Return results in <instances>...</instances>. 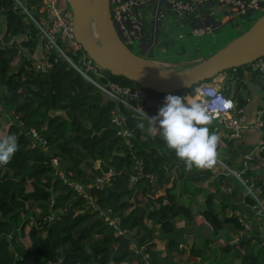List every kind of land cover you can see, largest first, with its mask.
<instances>
[{"label": "trees", "instance_id": "trees-1", "mask_svg": "<svg viewBox=\"0 0 264 264\" xmlns=\"http://www.w3.org/2000/svg\"><path fill=\"white\" fill-rule=\"evenodd\" d=\"M20 1L32 11L39 0ZM31 13L38 19L37 11ZM0 33V111L4 112H0V130L2 118H9L7 136L15 135L18 143L11 162L0 167V264H168L163 251L157 250L156 240L166 241L175 233L177 222L190 227L196 223L189 202L205 190L195 184L209 179L211 170L187 169L159 135L147 131L146 121L144 129L137 127L139 118L128 115L124 127L130 136L118 134L123 128L111 123L116 104L57 51L49 53L48 71L37 73L33 59L41 34L14 0H0ZM20 36L25 39L18 43ZM15 59L18 65L11 71ZM105 73L121 86L140 89L123 77ZM146 92L154 98L166 97ZM187 92L193 93V88ZM158 110L145 108L150 117ZM208 127L212 133L214 127ZM219 146L218 142L216 151ZM53 159H57V173L62 177L55 174ZM133 176L135 182H131ZM242 176L248 186L258 188L257 199L264 201V185L258 175L246 171ZM69 184L80 185L88 199ZM187 195L185 204L181 197ZM214 197L207 194L198 216L214 231L241 233L237 246L222 247L225 254L233 252L239 263L224 264H264L260 245L264 216L261 214L259 237L254 225L247 229L236 214L214 211ZM89 199L97 211L88 206ZM244 203L252 208L258 205L249 193ZM105 217L116 223L109 225ZM26 237L28 246L22 243ZM203 239L201 246L193 244L189 250L190 258H199L198 264L207 258V242H211ZM131 245L142 250L136 253ZM173 245L177 244L171 241L170 254ZM144 255L148 256L146 263Z\"/></svg>", "mask_w": 264, "mask_h": 264}, {"label": "built area", "instance_id": "built-area-1", "mask_svg": "<svg viewBox=\"0 0 264 264\" xmlns=\"http://www.w3.org/2000/svg\"><path fill=\"white\" fill-rule=\"evenodd\" d=\"M17 7L33 21L41 34V44L37 50L34 69L37 73L44 74L51 67L49 53L57 51L58 56L74 68L86 81L98 89L107 99L116 104V109L111 113V123L114 127L123 128V136H130L125 129L128 115L132 118L140 117V109L145 112V108L160 109L164 99L154 98L142 89H131L121 86L108 79L88 55L83 51L81 45L75 41L72 31L71 12L66 5V0H39V5L27 7L26 3L14 0ZM203 8H211L224 14L223 22L234 21L236 16L248 15L249 13H264V0H109V10L113 26L122 41L130 48L134 42L138 44L141 58L151 61L152 49L157 43V38L161 29V21L165 14H171L182 25H188L193 35H200L206 21H215L203 11ZM38 12V19H34L31 12ZM150 17L147 22L146 18ZM41 22V24H40ZM218 28L220 24H216ZM0 33V40H1ZM182 37L180 36L179 39ZM41 48V51H40ZM252 70L261 76L264 87V57L251 63ZM159 68V66L157 65ZM160 70V69H159ZM169 71V70H161ZM198 101L203 103L213 121L220 122L228 130H231L230 138L239 137L240 122L232 116L236 109L234 101L225 95L212 82H203L193 87ZM231 102L230 107H225L226 102ZM120 108L127 112H121ZM264 118V103L261 109L260 118ZM262 127L259 121L257 128ZM33 137L42 143L37 135L32 132ZM233 140V139H231ZM259 150H264V142H260ZM244 168L235 176L241 181L242 174L246 171L247 162L253 160L250 154L242 156ZM52 168L55 174L60 171L57 159L52 160ZM62 177L60 174H58ZM111 175V173L109 174ZM136 177L131 178V182L136 181ZM75 191L87 198L84 189L78 184H69ZM248 193L257 201L259 212L264 216V207L257 199L256 190L252 185L247 187ZM93 211L98 209L91 206ZM108 221V220H107ZM116 221V220H115ZM116 223V222H115ZM110 225H114L113 223ZM116 231H119L116 229Z\"/></svg>", "mask_w": 264, "mask_h": 264}, {"label": "water", "instance_id": "water-1", "mask_svg": "<svg viewBox=\"0 0 264 264\" xmlns=\"http://www.w3.org/2000/svg\"><path fill=\"white\" fill-rule=\"evenodd\" d=\"M81 2L82 0H66L71 12L75 41L101 70L123 77L144 91L164 96L188 91L228 70L251 64L264 57L263 15L246 32L206 60L179 72L161 71L155 63L133 54L122 43L111 20L109 0H94L93 13L88 24L81 12ZM227 233V229L214 231L205 223H193L192 228L175 226V233L166 239L164 245L168 264H172L168 247L171 241L184 246L185 236H191L207 237L211 242H227Z\"/></svg>", "mask_w": 264, "mask_h": 264}, {"label": "crops", "instance_id": "crops-1", "mask_svg": "<svg viewBox=\"0 0 264 264\" xmlns=\"http://www.w3.org/2000/svg\"><path fill=\"white\" fill-rule=\"evenodd\" d=\"M206 22H208L209 24H214L213 21ZM153 63L158 65L160 70H169V72H173V70L177 68V65L174 64H160L156 62ZM192 66L185 65L184 69L190 68ZM239 68L233 69L231 71L228 70L220 74L213 80L207 81L214 83L216 87H218L225 95H227L234 101V103L236 104V111L232 113V116H237V119L240 122L239 137L237 139L230 138L232 131L226 129L222 123L213 122L212 124H210V126L214 127L213 132L219 137L220 146L216 151V154L222 157L221 162L226 172H217L216 167L209 168L212 174H216L217 178L216 179L214 177L212 179L211 183L214 186V191L209 193H213L215 195V202L216 190H218L220 187H224L227 190V193H223L220 191V195L225 200L229 199L230 201H225L226 203H224L223 209H218V213L225 216L236 214L246 223L247 229H250V226L254 225V232L258 233V227H260L261 225V213L259 212L258 206H254L252 208L251 206H248L244 203V197L246 196V193L244 194V192L245 188L247 189L248 185L243 183L246 182L243 178L240 181L235 176V174L240 172L241 168H244L242 156L244 154H250L253 158L252 161H254V163H252L251 165V169L253 167L254 173L258 175V180L264 185V150H259L260 142H264V118H262V116L260 118L261 109L263 108L264 103V87L260 74L252 70L251 64ZM172 95H178L181 97L189 95L191 98H194L198 101L194 90L193 93L181 91L173 93ZM259 121L262 122V127L257 128V124ZM229 141H233V147L230 149H228L227 146ZM254 189L256 190L257 195L261 193L258 188L254 187ZM207 192L208 191H205V193ZM228 202L230 203L227 204ZM260 204L264 207V201H260ZM189 207H192V202H189ZM179 227L192 228V226ZM261 236L262 235L259 234V237ZM157 241L160 240H156V244ZM184 242V246L180 245L182 247V250H180L179 246L177 245L172 246V263L174 262L176 264L175 261L177 260V255L181 256L188 253L189 256L190 248L193 244L197 243L195 238L191 236H185ZM260 245L264 248V239L261 240ZM198 262L199 258L197 263ZM136 263L137 262L134 261L131 264ZM186 264H188V262H186Z\"/></svg>", "mask_w": 264, "mask_h": 264}, {"label": "rangeland", "instance_id": "rangeland-1", "mask_svg": "<svg viewBox=\"0 0 264 264\" xmlns=\"http://www.w3.org/2000/svg\"><path fill=\"white\" fill-rule=\"evenodd\" d=\"M91 1V0H89ZM24 3H26L24 1ZM40 1H37L35 5H39ZM91 3V2H90ZM203 11H207V14L209 13V16L215 21L214 24H209L208 22L204 23L203 26V32L200 35H193L191 28L188 25H182L177 21L171 14H165L164 19L161 21V29L160 33L157 38V43L154 45L152 49V58L151 60L156 63L160 64H174L177 65V68L173 71H181L184 69L185 65L192 66L195 65L202 60H206L210 56H212L214 53L218 52L222 48H224L227 44H229L231 41L239 37L241 34L246 32L261 16L264 15L262 12H254L249 13L248 15H239L236 16L234 21H227L223 22L224 14L222 12H217L211 8H203ZM147 22L150 20V17L148 16L146 18ZM216 24H220L221 26L218 28ZM4 29L3 27L1 28ZM21 35V34H20ZM182 37L179 39V37ZM15 39V38H13ZM25 36L19 38V40H16L18 43H21L24 41ZM130 51L135 54L139 55L138 50V44L136 42L133 43V45L129 48ZM27 52V51H26ZM25 52V53H26ZM37 53V50L35 54ZM36 59V58H34ZM18 59H15L11 63V71L15 70L18 65ZM151 61V62H152ZM186 63V64H185ZM105 72V71H103ZM110 80V79H109ZM149 94V93H148ZM236 109L233 111L235 112ZM2 112V110L0 111ZM232 112V113H233ZM2 115H4V112H2ZM234 118H237V116H233ZM9 118H2V128L0 130V137L3 140L7 136V130L9 128ZM213 121L211 120V124ZM34 132V131H31ZM35 133V132H34ZM33 136V134H32ZM39 138V137H38ZM39 140L42 141L41 145L45 147V142L39 138ZM222 157L218 154H216V163L211 167L217 168V172L225 173L224 166L221 162ZM254 163V161L247 162L246 165V171H253V167L251 169V165ZM203 170L209 169V168H202ZM245 171V172H246ZM244 172V173H245ZM111 175H106L105 178H109ZM216 178V174H210L209 179H207L205 182L195 184V186L202 187L205 189L201 195H198L196 197V200H192V207L193 213L195 214V221L199 225L200 223H205L202 217L198 216V213L202 209V203L205 200V197L209 192H213V185L211 183L213 178ZM243 177V176H242ZM217 179V178H216ZM246 184V182H243ZM205 191H208L205 193ZM220 191L223 193H227V190L223 187H220L218 190H216V199L214 202V211L218 212V209H223L225 201H230L229 199L225 200L221 197ZM245 193H248V189L245 188ZM87 196V195H86ZM189 197L187 195L186 197H181V201L188 204V201L186 200ZM88 199V198H87ZM228 202L227 204H229ZM88 206H93L94 202L90 199L87 202ZM229 206V205H228ZM226 207V206H225ZM230 212V211H229ZM38 213V211L36 212ZM101 216V212L98 213ZM108 220V224H115V220H109L108 218H104V221ZM26 233L29 231V227L31 226L30 223L27 224ZM176 227L179 226H186L185 222H177L175 224ZM241 237V233H227V242L223 241H216V242H207L208 250L205 252V261L202 262V264H224L229 261H232L234 263H239V261L233 257V252H230L229 254H225L222 252V247L226 246L227 244H234L237 246V240ZM196 247L201 246L203 244L204 239L201 237H196ZM229 240V241H228ZM22 243L26 246L30 244V240L28 237L24 238L22 240ZM165 241H157V250L163 251L162 256L165 255L164 250ZM179 246L180 250H182V247ZM191 246V245H190ZM159 247V249H158ZM131 249H134V251L137 253L142 250H137L134 245H131ZM191 249V248H190ZM235 249V248H232ZM231 249V250H232ZM181 252V251H180ZM147 255H144L142 260L145 261L147 259ZM235 259V260H234ZM234 260V261H233ZM194 261V262H193ZM198 259H193L188 256V253L186 255H177V260L175 261L176 264H198ZM55 264V263H51ZM124 264V263H122Z\"/></svg>", "mask_w": 264, "mask_h": 264}, {"label": "clouds", "instance_id": "clouds-1", "mask_svg": "<svg viewBox=\"0 0 264 264\" xmlns=\"http://www.w3.org/2000/svg\"><path fill=\"white\" fill-rule=\"evenodd\" d=\"M226 102L225 107H230ZM212 117L203 103L187 96L169 94L155 116L147 117L140 109L137 127L159 135L166 148L175 152L176 158L187 169L211 168L216 163L219 137L210 133ZM18 151L17 137L9 135L0 140V167L7 166Z\"/></svg>", "mask_w": 264, "mask_h": 264}, {"label": "bare ground", "instance_id": "bare-ground-1", "mask_svg": "<svg viewBox=\"0 0 264 264\" xmlns=\"http://www.w3.org/2000/svg\"><path fill=\"white\" fill-rule=\"evenodd\" d=\"M93 4H94V0H91V1L82 0V2H81V12H82L83 18L87 24L90 22V19H91L92 13H93ZM93 37H95V36H93Z\"/></svg>", "mask_w": 264, "mask_h": 264}]
</instances>
